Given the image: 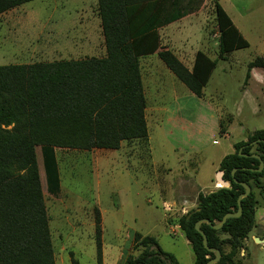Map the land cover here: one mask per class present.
Listing matches in <instances>:
<instances>
[{
    "label": "rangeland",
    "instance_id": "obj_1",
    "mask_svg": "<svg viewBox=\"0 0 264 264\" xmlns=\"http://www.w3.org/2000/svg\"><path fill=\"white\" fill-rule=\"evenodd\" d=\"M96 10V0H32L6 11L0 15L5 19L0 20V65L97 55L101 44L86 23L89 17L92 24ZM218 10L247 44L226 59L218 58ZM169 32L173 49L200 50L217 60L202 96H195L157 59L164 84L160 91L154 92L143 70L145 139L122 142L117 150L54 149L60 192L54 197L43 190V196L55 264H99L96 212L101 235L103 230L100 264H125L137 256L142 248L134 246L135 232L154 237L178 264H193L178 225L193 208L197 195L192 188L215 190L217 166L234 152L233 142L264 129V69L252 68L245 79L248 63L264 59V0H204ZM159 106L160 115L153 109ZM255 193V226L235 255L239 264H264V193ZM223 249L230 251L227 244Z\"/></svg>",
    "mask_w": 264,
    "mask_h": 264
},
{
    "label": "trees",
    "instance_id": "obj_2",
    "mask_svg": "<svg viewBox=\"0 0 264 264\" xmlns=\"http://www.w3.org/2000/svg\"><path fill=\"white\" fill-rule=\"evenodd\" d=\"M32 0H0V15ZM204 0H97L105 56L30 64L0 65V264H55L43 190L57 197L60 179L55 148L117 150L122 141L145 139L146 100L139 57L156 53L174 76L195 96L201 97L217 60L198 50L189 70L169 49L160 46L157 28L200 9ZM218 58L246 46L223 11L215 15ZM263 68L256 57L247 65ZM225 131H221L224 133ZM234 152L222 157L218 171L229 187L198 192L196 205L178 219L189 242L193 264H205L219 249L214 264H239L235 259L243 240L255 226L257 197L264 193V129L251 132L233 144ZM235 169L234 174L231 171ZM42 171V177L40 172ZM236 180V182H235ZM247 183L251 192L240 200L241 214L228 218L218 230L212 227L238 207V195ZM224 234L226 237L221 238ZM96 259L101 261V225L94 223ZM141 251L125 264H178L152 236L133 234ZM230 247L225 252L223 246ZM73 264H76L74 261Z\"/></svg>",
    "mask_w": 264,
    "mask_h": 264
},
{
    "label": "crops",
    "instance_id": "obj_3",
    "mask_svg": "<svg viewBox=\"0 0 264 264\" xmlns=\"http://www.w3.org/2000/svg\"><path fill=\"white\" fill-rule=\"evenodd\" d=\"M96 3H97V0H96ZM192 14H194V13H192ZM192 14H188V15H186V16H184V17H182V18H180V19H178L176 21H173V22H171L169 24H166L164 26H161V27L157 28V32H158L159 39H160V46L163 47L164 49H169L189 70L192 68V65H193V62H194V57H195V54H196V52L198 50L189 51L188 49H186V50L185 49H181L179 51L177 49L175 50V48L173 49V47H171L172 45H171V41H170L172 33L169 32V28L176 22H181L184 19L190 18V16ZM0 20H2L5 23V21H4L5 19L4 18H1ZM18 20H21V18H19ZM86 23L89 26L91 34L97 35V40L101 44L100 45L101 46L100 53H98L97 55H90L88 57H97V58H99V57L105 56L104 37H103V34H102L100 18H99L98 14H97V10H96V13H95V15H94V17L92 19V24L89 21V17L87 18ZM182 25H178L177 28H179ZM89 42H90V40H89ZM98 46H99V44H98ZM88 57L85 56V57H82V58H77L76 60L84 59V58H88ZM157 59L160 60L156 53L139 57V68H140V73H141L143 92H144V96H145V100H146L145 119H146V110H147V98H146V86H145V82H144L143 70L147 73L148 79H149L148 82L153 85L155 93H156V91L158 92V90L160 91L161 88H163V86H164V84L162 82V78H161V73L159 72V71H161V69H160L159 64L157 63ZM72 60H75V59H72ZM153 109H154V111H158V114L160 115V112H159V111H161V107L160 106L157 107V108L154 107ZM146 124H147V119H146ZM245 140H243V141H245ZM122 142H126V141H122ZM233 143H235V142H233ZM211 181H212V179H211ZM183 183H184V181H183ZM218 187H220L218 185V183H215V188H218ZM192 189L196 191V195L198 194V192L201 191L200 189H197L196 187H194ZM210 191H212V190H210ZM192 200H193L192 201V206L194 207L196 205V202H195L196 200L194 198ZM102 236H103V230H102L101 238H102ZM102 264H104L103 260H102Z\"/></svg>",
    "mask_w": 264,
    "mask_h": 264
},
{
    "label": "water",
    "instance_id": "obj_4",
    "mask_svg": "<svg viewBox=\"0 0 264 264\" xmlns=\"http://www.w3.org/2000/svg\"><path fill=\"white\" fill-rule=\"evenodd\" d=\"M250 156L254 157L256 159H259V167L256 170H258V171L261 170L262 167L264 166V162L260 159V156L258 154H255V153L251 154ZM234 172H235V169H233L231 171V174L233 175ZM222 175H223L222 171H218L217 172V174H216L217 183H219L221 185L220 187H229L230 186L229 182L225 181L223 179ZM235 182H236V180H235ZM240 184L243 186L244 191L241 194L238 195V198H237V203H238L237 210L235 212L225 213L222 216V218H221V220L219 222H217V223L212 225V227L214 229H216V230L220 229L228 218L240 216V214H241V203H240V200L242 198L246 197L251 192V187L247 183L240 182ZM203 222H205L207 224L210 223L209 220H207V219H200V220L195 222L194 228H195V230L197 232H199L201 234L203 246L205 248H207L209 251L214 253V257L212 259H210L208 262H206L205 264H214V263H216V262H218L220 260L221 253H220L219 249L210 248V247L207 246V238H206L204 232L200 228V225Z\"/></svg>",
    "mask_w": 264,
    "mask_h": 264
},
{
    "label": "bare ground",
    "instance_id": "obj_5",
    "mask_svg": "<svg viewBox=\"0 0 264 264\" xmlns=\"http://www.w3.org/2000/svg\"><path fill=\"white\" fill-rule=\"evenodd\" d=\"M219 186H221L219 183H218Z\"/></svg>",
    "mask_w": 264,
    "mask_h": 264
}]
</instances>
